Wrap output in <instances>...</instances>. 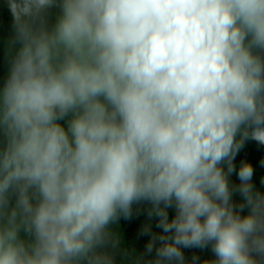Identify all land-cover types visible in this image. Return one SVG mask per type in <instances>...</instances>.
<instances>
[{"label":"clouds","instance_id":"obj_1","mask_svg":"<svg viewBox=\"0 0 264 264\" xmlns=\"http://www.w3.org/2000/svg\"><path fill=\"white\" fill-rule=\"evenodd\" d=\"M7 4L0 264H114L109 226L141 202L162 229L145 264H264V196L233 163L264 144V0Z\"/></svg>","mask_w":264,"mask_h":264},{"label":"trees","instance_id":"obj_2","mask_svg":"<svg viewBox=\"0 0 264 264\" xmlns=\"http://www.w3.org/2000/svg\"><path fill=\"white\" fill-rule=\"evenodd\" d=\"M60 13L58 7H53L47 12L48 26L52 27ZM14 36L13 18L9 11L7 0H0V43L2 41L10 42ZM264 55V53H261ZM10 69V59H8L1 50L0 47V88L3 87ZM65 128H67L68 118L59 121ZM4 137L0 133V147L3 146ZM264 147V144H259L254 140H246L243 147L239 150L244 156L252 158L256 155L258 148ZM235 168L238 170L241 165L237 162H233ZM264 170V166L262 167ZM238 178L233 173L229 177V182L232 185H237ZM260 194L264 196V181L263 187L260 190ZM15 204V196L11 198L10 207ZM151 205L141 202L134 204L132 214L129 218L121 216L120 226L122 228V237L116 240L115 246L109 244L106 251L113 257L114 264H145L146 261L154 259L155 252L151 255H145V248L152 234H160L162 229L157 227L158 217L149 216L148 212ZM169 218L174 216L175 212L169 209ZM250 212V208L245 207L240 214L247 215ZM148 229L150 234L145 235L144 230ZM31 237L28 236L29 242ZM184 256L186 264H191L193 256L198 257L195 264H203L204 261H214L216 259L215 254L211 250V246L205 249H184ZM143 257L141 260L140 258ZM86 264V262H84Z\"/></svg>","mask_w":264,"mask_h":264},{"label":"rangeland","instance_id":"obj_3","mask_svg":"<svg viewBox=\"0 0 264 264\" xmlns=\"http://www.w3.org/2000/svg\"><path fill=\"white\" fill-rule=\"evenodd\" d=\"M0 47L4 55L8 59L11 60V57L15 53V47L11 46L10 42H6V41H2L0 43ZM233 162H237L238 165L247 163L252 166L253 168L252 183L254 185L255 191L260 193V190L263 187V181H264V170L262 169V167L264 166V147L258 148L256 155L253 156L252 158L244 156L239 151ZM238 184H239V181L237 182V185ZM233 202L237 206L242 202V198L238 193L234 194ZM172 211H174V209H172ZM120 219L121 217L109 226V230L112 234V237L113 239H116V240H119L122 237V228L120 226ZM19 236L26 243L29 242L28 240L29 235L23 230L20 231Z\"/></svg>","mask_w":264,"mask_h":264}]
</instances>
